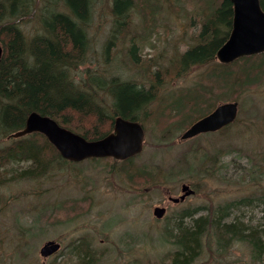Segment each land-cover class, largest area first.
I'll use <instances>...</instances> for the list:
<instances>
[{
  "label": "rangeland",
  "instance_id": "obj_1",
  "mask_svg": "<svg viewBox=\"0 0 264 264\" xmlns=\"http://www.w3.org/2000/svg\"><path fill=\"white\" fill-rule=\"evenodd\" d=\"M147 1L150 10L143 14L145 0H136V9L126 19L129 30L114 41L116 48L109 62L102 49L113 29L110 0L95 3L90 35L95 67L101 70L99 73L105 72L102 76L149 83L146 70L131 62L132 44L139 46V58L150 68L149 76L157 67L166 73L158 99L141 122L145 145L134 161L137 166H147L164 188L150 187L147 182L155 181L149 176L144 178L147 173L130 183L117 171L123 167L122 162L114 159L55 164L43 178L8 182L0 186V264H49L52 258L44 262L39 250L50 240L62 244L58 255L66 261L68 245L81 237H87L91 249L97 250L100 264H173V248L162 235L165 227L175 225L178 215L186 209H199V217L215 214L217 208L229 204L233 206L227 223L239 220L249 226L264 224V83L228 89L211 76L215 70L216 74L219 72L217 60L177 76L176 68L169 66L197 42L202 19L199 12L208 13L209 0L207 4V0ZM36 3L32 15L20 23L29 37L42 30L40 18L45 0ZM151 12L154 15H149ZM0 44L5 47L1 40ZM191 89H198L210 104V109L202 110L206 115L220 103L238 101L237 122L225 132L182 141L181 134L198 119L182 121L181 117H170L168 110L172 106L163 97L189 93ZM175 103H182L181 98H176ZM81 127L89 131L87 126ZM109 128L106 124L103 131ZM198 149H203L200 154L206 153L208 173L193 170L174 179L169 173L179 170L182 155ZM183 183H190L196 194L178 205L169 202L167 192L178 197ZM240 201L246 204H239ZM161 204L168 211L162 220H157L153 209ZM22 226L35 228L30 233V227ZM203 248L193 264H264V257L259 261L252 258L246 243L235 242L220 250L210 238Z\"/></svg>",
  "mask_w": 264,
  "mask_h": 264
},
{
  "label": "trees",
  "instance_id": "obj_2",
  "mask_svg": "<svg viewBox=\"0 0 264 264\" xmlns=\"http://www.w3.org/2000/svg\"><path fill=\"white\" fill-rule=\"evenodd\" d=\"M39 1L0 0V40L5 46L0 62V186L11 181L43 178L49 175L55 164L72 165L39 133L19 138L11 136L24 128L29 113L36 111L50 116L61 126L89 141H95L113 131L114 120L118 116L140 123L149 116L147 109L158 99L162 80L166 76L160 67L152 71V76L148 75L150 68L140 60L137 44L130 46V59L135 67L146 70L151 78L148 84L99 73L101 70L95 67L97 62L90 35L97 0H45L40 18L42 30L29 37L21 29L20 23L32 15ZM260 1L264 9V0ZM135 2L110 0L114 17L111 38L102 49L106 62L112 58L118 35L123 33L124 36L129 30L126 19L136 9L138 4ZM142 7L143 14L150 10L147 0ZM208 9V13L199 12L202 19L197 42L183 51L174 65L171 63L169 66L176 68L177 76L193 67L214 63L216 52L228 37L233 17L232 4L228 0H209ZM149 15H154V12ZM218 65V74L215 70L211 76L216 82L222 81L228 89L264 83V54L245 57L230 65ZM163 98H168L172 106L168 115L181 117L182 121L199 119L205 114L202 113L204 107L211 108L198 89L176 95L171 93ZM176 98H181L182 103H175ZM80 124L87 126L89 131L82 129ZM106 124L110 128L104 132ZM232 125L220 132L227 131ZM202 150L191 151L194 154L192 157H189V152L184 153L178 161L179 170L169 174H173L175 179L183 172H208L206 153L200 154ZM136 158L122 161L123 167L117 168V171L123 173L130 183L147 173L144 178L148 179L149 176L155 181L147 182L151 184L150 187L164 188V183L152 176L147 166L135 165ZM19 165H23V168L19 169ZM244 202L240 201L239 204L245 205ZM232 206L226 204L217 208L215 214L199 217H196L199 209H186L178 215L175 225L168 224L162 236L173 248V264L195 263L203 252V245L210 238L220 250L235 242L246 243L252 258L262 260L264 224L249 226L239 220L227 223L225 220L229 219ZM187 219L191 221L187 222ZM34 228L30 227V233ZM89 242L87 237L73 239L68 245L67 263L61 261L57 254L49 264H100L98 252L91 249Z\"/></svg>",
  "mask_w": 264,
  "mask_h": 264
},
{
  "label": "water",
  "instance_id": "obj_3",
  "mask_svg": "<svg viewBox=\"0 0 264 264\" xmlns=\"http://www.w3.org/2000/svg\"><path fill=\"white\" fill-rule=\"evenodd\" d=\"M233 6L232 30L227 40L216 52L221 64H230L244 57L264 53V9L260 0H228ZM3 48L0 45V62ZM239 103L227 102L217 106L207 116L193 123L181 136L182 140L194 138L200 134L216 132L232 124L238 117ZM32 133L44 135L54 145L60 155L71 162H81L89 158L112 157L126 160L142 152L145 132L139 122L126 120L120 116L114 120V130L102 139L88 141L81 135L60 126L54 119L31 112L25 127L12 134L19 138ZM180 198H170L174 203L183 201L194 193L188 186H182ZM165 208L156 207L153 214L161 219ZM60 243L51 240L43 244L39 253L48 258L60 250Z\"/></svg>",
  "mask_w": 264,
  "mask_h": 264
},
{
  "label": "bare ground",
  "instance_id": "obj_4",
  "mask_svg": "<svg viewBox=\"0 0 264 264\" xmlns=\"http://www.w3.org/2000/svg\"><path fill=\"white\" fill-rule=\"evenodd\" d=\"M231 30H232V23H231V29H230V31H229V34H230V32H231ZM111 34H112V32H111ZM229 34H228V37H229ZM110 35V34H109ZM227 37V38H228ZM111 38V35L110 36H108V38L106 39V41H105V43L106 42H108L109 41V39ZM227 40V39H226ZM105 43H104V45H105ZM110 61V60H109ZM230 64H233V63H230ZM230 64H228V65H230ZM127 79V78H126ZM33 112H36V111H33ZM30 114V113H29ZM29 116V115H28ZM44 116V115H43ZM48 117H50V116H48ZM121 117V116H120ZM123 118V117H122ZM53 119V118H52ZM125 119V118H124ZM55 120V119H54ZM56 121V120H55ZM57 123H58V121H56ZM59 124V123H58ZM60 125V124H59ZM61 126V125H60ZM63 127V126H62ZM65 128V127H64ZM33 134V133H32ZM52 145V144H51ZM56 150H57V148L54 146V145H52ZM57 152L59 153V151L57 150ZM59 155H60V153H59ZM61 156V155H60ZM62 157V156H61ZM208 173V172H207Z\"/></svg>",
  "mask_w": 264,
  "mask_h": 264
},
{
  "label": "flooded vegetation",
  "instance_id": "obj_5",
  "mask_svg": "<svg viewBox=\"0 0 264 264\" xmlns=\"http://www.w3.org/2000/svg\"><path fill=\"white\" fill-rule=\"evenodd\" d=\"M168 194H170V193H168ZM195 194H196V191H195ZM169 197H170V196H169ZM178 204H179V203H178ZM178 204H177V205H178ZM159 206H163V207H165V208H166V212H165V215H166V213H167V211H168V207H167V206H165L164 204H161V205H159ZM165 215H164V216H165Z\"/></svg>",
  "mask_w": 264,
  "mask_h": 264
}]
</instances>
